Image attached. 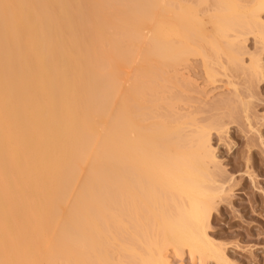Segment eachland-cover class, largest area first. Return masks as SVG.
Wrapping results in <instances>:
<instances>
[{"label": "bare ground", "instance_id": "1", "mask_svg": "<svg viewBox=\"0 0 264 264\" xmlns=\"http://www.w3.org/2000/svg\"><path fill=\"white\" fill-rule=\"evenodd\" d=\"M100 1L0 0V264H170L172 246L225 264L206 234L218 124L162 103L177 97L160 72L249 34L263 49L264 0H196L211 1L208 33L185 0ZM83 127L101 131L97 151Z\"/></svg>", "mask_w": 264, "mask_h": 264}, {"label": "rangeland", "instance_id": "2", "mask_svg": "<svg viewBox=\"0 0 264 264\" xmlns=\"http://www.w3.org/2000/svg\"><path fill=\"white\" fill-rule=\"evenodd\" d=\"M185 1H187L188 6H195L199 11V13L196 12L197 15L199 14L198 17L200 15L202 16V14L207 11L213 12L210 5L212 0L204 3L206 5L198 4L196 0ZM100 2L104 3H100L103 4L101 6L103 8L108 5L106 0H101ZM111 6L113 7L114 5L111 4ZM116 6L113 8L117 9ZM209 12L207 14L208 16L211 15H209ZM207 15L200 17V19L203 18L202 20L205 22L206 33L211 32V26L207 23ZM262 16L264 20V14ZM114 17L115 16H113L112 19ZM254 38L256 39L255 36ZM229 40H231V38ZM255 41L253 35L249 34L243 45L235 42L237 47L240 46L239 48L236 47L238 49L237 53L241 49L238 54H241L240 56L236 55L234 52L236 50L233 49L235 45L233 46L231 43V46L225 45L228 54H221L222 56L219 55L220 57L217 56L218 58L214 56V54L213 56L216 59L211 56L212 50L210 52V49H203L206 50L204 52L205 54H209V57L206 56L208 58H205L209 61L204 59L205 62L207 61L206 66L209 70L205 69L204 57H202L203 52L200 55L198 54L199 56H197V54H194L196 56L188 55V58L185 57L181 60L184 62L178 61V64H175L177 68L173 67L175 66L174 64L171 66V71L170 67L169 69L167 68L169 70L168 73L167 71L163 73L160 72L161 69L163 71L166 68L160 67V69H156L163 74L162 76L164 78L167 77L165 79L160 78L161 81L163 80V83L165 82V89L163 90L165 92L164 97L170 99V96L172 95L173 97L174 93L176 95L174 98L177 97L175 100L171 99L168 100V102L164 100L162 103L166 102L169 104V101H173L172 105H170L172 109L175 108L172 110H175V114L179 115L180 113L179 116L183 114L187 116V119L190 118H188L189 115L194 118L193 120L196 119L195 121L199 123V125L200 123L201 125H205L213 121L218 124V126H214L216 129L213 128L209 131L208 143L209 149L215 158L213 163L214 166H212V164L209 166V169H211V173L216 174H213L215 176L214 183L216 182V185H213L214 188L219 189V191H217L219 197L214 199V208L206 225V234L213 246H216L218 250L220 248L221 252L223 251L222 254L225 256L224 258H226L227 264H264V48H260V39L257 40L260 41L259 43L257 41L255 43ZM142 42L143 41H141V43ZM141 43L139 41L137 46L139 49L142 47L140 49L141 52H145L146 47L140 45ZM224 43L226 44V41H224ZM224 43L222 44L223 52H225ZM227 43L229 42L227 41ZM137 46L136 50L138 48ZM138 50L136 54L140 51ZM251 55L258 56V60L260 61L259 64L262 74L257 79L254 77V79L247 77V75H251L244 72L246 73L245 75L243 73L244 69L242 70V67L245 68L250 64ZM237 57L240 59L239 64L235 63L236 65H232L233 67L229 66L230 63L235 61V58L238 59ZM255 59L256 58H254V60ZM124 64H126V60ZM126 66H130L129 68L133 69L129 63ZM126 66L122 65V69ZM129 68L124 69L128 71ZM247 70L248 68L244 71ZM130 72L131 74L133 73L131 70L128 71L127 74H130ZM208 72L210 73L208 74ZM160 73H157L159 77H161ZM208 75H212L211 78H209ZM212 77L214 78L212 79ZM168 78H172L170 79L171 81L168 80ZM249 78L252 79L251 83L248 81ZM169 86L172 87L170 88ZM170 92L173 94H170ZM180 96L182 98H180ZM158 97H160L159 101H161L160 99L163 98V93L161 92ZM227 100H231L232 102L230 104L232 105L234 103L233 106L236 105V107H230L231 110H228V106H226V109L223 105L224 103H226V105L229 103ZM162 103H160V106L162 105L164 107L166 104L163 105ZM173 104L175 105L173 106ZM163 107L161 110L164 109ZM92 119L89 118V120ZM91 124L92 123H87V125L84 124V126L89 127ZM88 127H83L85 133H88L86 132ZM98 127L99 125H97V128ZM95 129L96 128L91 131H94L97 135L95 134L94 136V133L91 135V131L88 133L91 137L86 134L90 138V141L92 139L91 143H93L95 149L92 144L91 147H88L89 149L87 150L89 151H86L87 154L85 158L87 162L85 160V164L90 162L89 159H92L90 157H92L91 154L94 150L101 147L98 141H101L103 136L101 135L102 133H100L101 131L99 132V129L96 131ZM115 129L116 128H114V130ZM115 132L116 130L114 133ZM98 134L99 137H101L100 140L97 141V139H99ZM84 136L83 134L82 138L86 137ZM95 145L98 147L96 148ZM93 155V157H95L96 153H93ZM93 160L96 161H93L94 163L91 162L94 166L100 164L97 162L98 159L93 158ZM70 188L71 185L69 186V189ZM72 190L70 193L74 192V190ZM70 193L68 195L72 196L75 192ZM174 248L177 249V251ZM179 249L180 251H178ZM166 254L170 264H216L214 260L206 261V259L200 258V255L198 256L197 253L192 255L187 247L172 246V248H168Z\"/></svg>", "mask_w": 264, "mask_h": 264}]
</instances>
